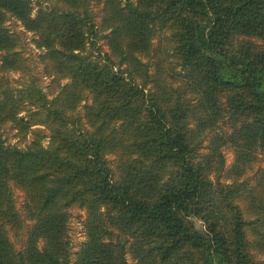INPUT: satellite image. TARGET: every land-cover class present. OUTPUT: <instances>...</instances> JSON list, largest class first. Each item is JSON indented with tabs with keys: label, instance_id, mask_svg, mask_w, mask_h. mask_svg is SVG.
<instances>
[{
	"label": "trees",
	"instance_id": "obj_1",
	"mask_svg": "<svg viewBox=\"0 0 264 264\" xmlns=\"http://www.w3.org/2000/svg\"><path fill=\"white\" fill-rule=\"evenodd\" d=\"M103 1L97 25L88 0L35 15L30 0H0V71L22 59L10 16L34 35L58 89L50 98L32 76L0 92V129L49 131L47 146L37 138L26 149L0 134V264H72L73 209L85 211L86 235L73 264H132L127 254L136 264H264L254 254L264 255V172L240 181L264 155V0ZM159 32L182 72L167 73L164 57L153 71L141 60ZM23 105L35 109L32 125ZM223 148L234 154L224 182ZM12 187L32 222L22 250L7 235L25 222Z\"/></svg>",
	"mask_w": 264,
	"mask_h": 264
},
{
	"label": "rangeland",
	"instance_id": "obj_2",
	"mask_svg": "<svg viewBox=\"0 0 264 264\" xmlns=\"http://www.w3.org/2000/svg\"><path fill=\"white\" fill-rule=\"evenodd\" d=\"M32 8H33V15L38 12L39 8L46 9L50 7H60L62 5L59 0H30ZM90 9L94 15V21L97 25H100L102 21V8L104 1L103 0H88ZM6 25L9 27L11 32L18 34L21 39V44L15 49V51L22 57L20 60L21 63L17 64L16 69L10 70H1L0 71V92L5 88L10 89H19L22 87V84H26L27 81L29 82L31 77L34 76L36 81L38 82L41 89L46 92L48 97L53 98V94L51 93L53 89H55L52 79L53 77H46L43 74L42 64L39 59V54L43 51L36 48L34 44V35L25 31L24 27L22 26L21 22L17 21L15 18L8 16ZM98 29L100 26H97ZM106 32L101 31L98 38V45L104 52H109L108 47L105 44L104 39H102V35ZM164 34V35H163ZM157 33L152 40V47L148 57H141V60L144 63H149L151 71L154 70L155 64L159 62L160 57L165 58V65L168 68L167 73L174 74L180 71V67L175 64V61L171 57V50L170 45L167 42V33ZM165 37V38H164ZM163 50V52H162ZM5 53L0 52V65L2 64V58ZM162 54V55H161ZM176 77V75H174ZM167 79H171L167 76ZM68 80L60 81V85H64L68 83ZM58 89H55L57 93ZM91 103L90 96L87 95L85 101L81 103L78 107V112L81 116L84 114L83 105H88ZM26 106V105H25ZM23 105V110L20 112L19 116H22L29 124H33L31 113L34 111V107ZM223 129H226V125L222 126ZM0 134L5 142L6 145H13L20 149H26L34 139L39 138L44 146L49 144V131L44 125H32L30 126L25 133L20 132L10 123L3 124L0 129ZM38 134V135H37ZM212 136V133H208L206 136L205 141L203 142L202 152L207 151V147L209 144V138ZM259 156L255 166L246 173L240 181L247 182V185H253L256 178L264 172V155L261 154V151L258 150ZM223 155L225 159L224 169L221 172L219 178L220 181L224 182V173L225 171L232 165L234 160V154L229 148H223ZM108 159L110 160V164L114 166L115 164V157L109 156ZM215 180V177H213ZM12 194L13 199L15 201L16 209L18 210L19 214L24 219V227L21 231L15 235L13 231L8 229L7 235L9 241L13 244L16 250H22L27 238V233L29 228L32 225V222L26 217L24 211V196L23 192L18 189L17 187H12ZM84 220H85V211H78L73 209L70 212L69 219L67 222V235L70 241V260L71 263H74L76 252L79 250L81 245L86 240L85 229H84ZM197 226H200V223H196ZM41 245V244H40ZM255 257L257 260L264 262V255L258 254L254 252ZM128 262L132 264H136V261L132 259L130 254L126 256Z\"/></svg>",
	"mask_w": 264,
	"mask_h": 264
}]
</instances>
